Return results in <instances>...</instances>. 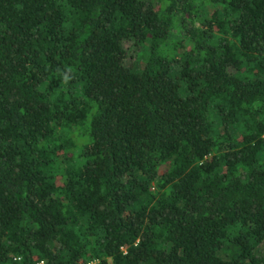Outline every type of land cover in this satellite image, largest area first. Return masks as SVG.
<instances>
[{
	"label": "trees",
	"instance_id": "obj_1",
	"mask_svg": "<svg viewBox=\"0 0 264 264\" xmlns=\"http://www.w3.org/2000/svg\"><path fill=\"white\" fill-rule=\"evenodd\" d=\"M37 261L264 264V0H0V264Z\"/></svg>",
	"mask_w": 264,
	"mask_h": 264
},
{
	"label": "built area",
	"instance_id": "obj_2",
	"mask_svg": "<svg viewBox=\"0 0 264 264\" xmlns=\"http://www.w3.org/2000/svg\"><path fill=\"white\" fill-rule=\"evenodd\" d=\"M34 264H41L40 261L35 262Z\"/></svg>",
	"mask_w": 264,
	"mask_h": 264
},
{
	"label": "clouds",
	"instance_id": "obj_3",
	"mask_svg": "<svg viewBox=\"0 0 264 264\" xmlns=\"http://www.w3.org/2000/svg\"><path fill=\"white\" fill-rule=\"evenodd\" d=\"M67 79V78H66Z\"/></svg>",
	"mask_w": 264,
	"mask_h": 264
}]
</instances>
